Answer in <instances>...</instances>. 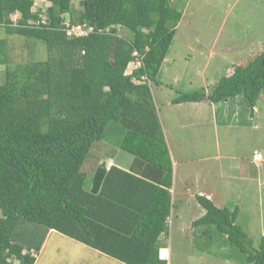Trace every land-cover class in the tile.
Listing matches in <instances>:
<instances>
[{
    "label": "trees",
    "instance_id": "16d2710c",
    "mask_svg": "<svg viewBox=\"0 0 264 264\" xmlns=\"http://www.w3.org/2000/svg\"><path fill=\"white\" fill-rule=\"evenodd\" d=\"M46 1L0 0V27L21 37L0 82V264H35L49 232L124 264H167L158 239L168 233L172 163L147 82H157L182 11L173 0H79L76 9L73 0ZM67 18L86 35L68 37ZM38 42L47 58L29 60ZM134 52L142 66L128 75ZM262 92L264 50L210 92L180 93L172 104L242 97L252 115ZM110 122L122 127L120 149L136 167L107 170L97 158L86 187L83 163ZM196 201L204 215L193 229L213 227L244 264H264V239L252 249L238 208Z\"/></svg>",
    "mask_w": 264,
    "mask_h": 264
},
{
    "label": "rangeland",
    "instance_id": "374dc122",
    "mask_svg": "<svg viewBox=\"0 0 264 264\" xmlns=\"http://www.w3.org/2000/svg\"><path fill=\"white\" fill-rule=\"evenodd\" d=\"M78 2L73 0L75 9ZM42 3L48 5L46 0H36V8ZM172 6L179 7L182 16L157 82H148L161 130L167 132L164 134L173 158L181 163L176 166V181L180 175L186 183H178L175 188V209L167 224L165 237L172 239L169 241L172 264H244L243 256L230 246L225 235L213 227L192 228V222L203 210L195 205L192 196L198 195V188H201L212 195L218 208H238L237 223L247 234L252 249L258 248L260 240L264 239V92L256 101L252 115L245 100L241 103L242 97L235 98L234 106L229 108L232 111H228L229 117L234 114L235 118L227 127L215 121L206 123L212 118L210 109L209 113L198 114L203 115L200 120L193 112L182 113L187 108L172 109L168 102L180 93L210 92L221 77L232 73L235 66L246 65L264 50V0H173ZM120 35L128 36V33L121 31ZM19 38L6 35L4 28L0 27V40H3L0 82L6 64L18 62L15 52ZM27 52L19 50L18 54ZM33 58L29 60H46L47 49L43 43H37ZM130 62L126 73L134 67L133 61ZM174 113L176 124L171 121ZM198 126L206 128L205 142L209 145L207 151L213 156L211 160H204L203 156L196 154L198 148L192 140V129ZM123 132L118 124L108 123L101 141L94 145L83 163L86 187L97 158L100 161L105 155L113 154L124 164L132 162V157L120 149ZM254 152L260 158H254V164H251V158L256 155ZM229 156L234 158L228 161L225 157ZM229 162L236 167L229 166ZM202 168L205 174H201ZM201 176L204 182L196 183ZM49 237L35 264H64L65 256L73 260H67L68 263L98 264L92 254L74 248L71 244L74 241L58 233Z\"/></svg>",
    "mask_w": 264,
    "mask_h": 264
},
{
    "label": "crops",
    "instance_id": "0c3cea01",
    "mask_svg": "<svg viewBox=\"0 0 264 264\" xmlns=\"http://www.w3.org/2000/svg\"><path fill=\"white\" fill-rule=\"evenodd\" d=\"M234 101L233 99H230V100H227V101H224V102H220V103H217V104H212L210 102H208L207 100H203L201 102H189V103H182V104H172V101L168 102L170 103V105L172 106V109L173 108H176V109H182V108H187L185 109L182 113H189V112H193L195 113L197 116V119H200L201 120V117L203 115H198L200 112L203 113V112H208L209 113V109L211 111V113H209L210 115H212V118L210 121H207L206 123H211L213 121H215L216 123L219 122V124L221 125H224L225 127H227L231 121L232 118H235L234 117V114L232 115V117L230 118L229 117V114H228V111L231 110L229 109L231 105L234 106ZM244 100L241 99V103H243ZM187 104H192V105H187ZM207 104H210V105H207ZM227 104V105H226ZM209 106V107H208ZM232 111V110H231ZM233 112H235V110H233ZM158 120H159V117H158ZM249 120V119H248ZM160 121V120H159ZM171 121L174 122V124H176V113L173 114V118L171 119ZM250 121V120H249ZM205 127H201V126H198V127H194L192 129L193 133H194V137H193V141H194V146L196 148H198V151L196 152L197 155H200V156H203V159L204 160H208L211 158H213L212 154H210L207 149L209 147V145H207V141L205 142L206 140V137H207V134H206V131H205ZM160 134H161V139L162 141L166 144V147H167V150H168V153H169V156H170V159H171V163H172V187L170 189V194H171V205H172V208H171V213H170V217L168 218V220L171 218L172 216V211H174V203L176 202V199H175V188L177 186L178 183L182 184V185H186V183L184 182V180L181 178V176L179 175L178 177V182L176 181V166L178 167V165L180 166L181 163L180 161H176L174 158H173V155L171 153V148L169 147V142L166 140V137H165V134L164 133H167L165 132H162L161 130V125H160ZM179 131L177 132L176 135H178ZM206 136V137H205ZM203 137V139H201ZM121 144V142H120ZM211 146V144H210ZM195 154V155H196ZM132 157V156H131ZM217 157V156H215ZM229 158V159H228ZM234 157L232 156H229V157H225L226 160L228 161H231V159H233ZM255 158V157H254ZM256 159V158H255ZM106 160V161H105ZM253 157L251 158V161L250 163L251 164H254V161H253ZM123 161V160H122ZM100 163H104L105 164V167L106 169L108 170L110 167L114 166V167H117L118 169L122 170V171H125V172H130V171H133L134 167L135 166V162H134V158L132 157V162L130 161V164H124V162L122 163L120 160H117V158L114 157V155L112 154L111 156H107L105 155L103 157V159L100 160ZM229 166H234L236 167V165H231L230 162H229ZM238 168V167H237ZM235 169V168H234ZM247 169H249V165H247ZM251 169V168H250ZM200 171V170H199ZM253 172V170H252ZM201 174H205V170L202 168L201 169ZM186 177V176H185ZM199 182H204V178L201 176V178L196 181V183H199ZM195 186H197L195 184ZM174 187V189H173ZM198 187V186H197ZM200 189L198 195L196 196H192L194 197V201H195V205H199L196 201V197L197 196H202V197H205L207 199H209L210 201H212V203L214 204L213 202V197L210 193L208 192H203V190L201 188H198ZM216 207H219L217 206L216 204H214ZM198 207V206H197ZM174 208V209H173ZM202 210V209H201ZM204 215V211L202 210L200 215L198 217H196L195 220L201 218L202 216ZM168 223V221H167ZM192 231V230H191ZM196 232V231H195ZM54 233V232H49V234L47 235V238L46 240L49 241V236ZM192 235V233H191ZM63 236V235H61ZM65 237V236H63ZM67 238V237H66ZM69 239V238H68ZM45 240V241H46ZM71 240V239H70ZM172 241V239H167L164 234H162L159 239H158V248H159V251H158V255H159V258L161 260H164L167 262V264H172V257H173V253H172V248H171V243L169 241ZM74 241V240H72ZM45 244V242H44ZM43 244V246H44ZM73 244L74 248H76L77 250L81 251V252H87V254H92V256L96 259V262L98 264H109V263H121V264H124L120 261H117L116 259H113L111 257H108V256H105L95 250H92V249H89L88 247L80 244V243H77L74 241V243H71ZM42 246V248H43ZM42 250V249H41ZM41 252V251H40ZM65 260H66V263L64 264H74V262L72 263H68V261H73L72 259L68 258L67 256H65ZM68 260V261H67Z\"/></svg>",
    "mask_w": 264,
    "mask_h": 264
},
{
    "label": "built area",
    "instance_id": "2783aa9c",
    "mask_svg": "<svg viewBox=\"0 0 264 264\" xmlns=\"http://www.w3.org/2000/svg\"><path fill=\"white\" fill-rule=\"evenodd\" d=\"M16 18H17V14L13 15L11 17V19L13 20V22L16 21ZM39 22H36V25L32 28H36V27H39ZM63 26L65 27V32H66V35L69 37V36H75V37H81V36H84L86 35L87 31L83 30V28L81 27V25H74V26H70L69 25V19L67 18L66 21L63 23ZM133 57H138V54L136 52H134L132 54ZM136 61L135 63H133L132 65L134 67L132 68H137V67H140L141 66V61L137 58H135ZM145 80V77H141L139 81H135L137 83H139L140 81H144ZM255 158L259 159L260 156L257 154L255 155Z\"/></svg>",
    "mask_w": 264,
    "mask_h": 264
},
{
    "label": "clouds",
    "instance_id": "9594fccd",
    "mask_svg": "<svg viewBox=\"0 0 264 264\" xmlns=\"http://www.w3.org/2000/svg\"><path fill=\"white\" fill-rule=\"evenodd\" d=\"M136 58L139 59L138 57H136ZM135 61H136V59L133 60V63H135ZM130 63H131V62H129L128 65H129ZM141 66H142V64H141ZM141 66H140V67H141ZM140 67H137V68H131V71L128 72L127 74H128V75H131L133 71L139 69ZM135 81H139V79H134V82H135ZM141 82H143V81H140L139 83H137V82H135V83H136V84H140ZM147 83H148V82H147ZM253 159H254V157H253ZM254 160H255V159H254Z\"/></svg>",
    "mask_w": 264,
    "mask_h": 264
}]
</instances>
